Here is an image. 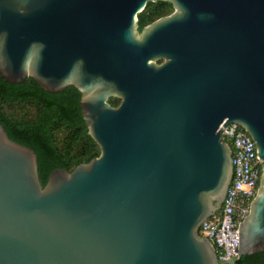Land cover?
Listing matches in <instances>:
<instances>
[{
	"label": "water",
	"instance_id": "water-1",
	"mask_svg": "<svg viewBox=\"0 0 264 264\" xmlns=\"http://www.w3.org/2000/svg\"><path fill=\"white\" fill-rule=\"evenodd\" d=\"M154 2L174 11L139 32ZM0 77L73 86L100 150L42 186L0 124V264H218L197 229L232 179V123L262 161L239 258L264 251V0H0Z\"/></svg>",
	"mask_w": 264,
	"mask_h": 264
},
{
	"label": "trees",
	"instance_id": "trees-1",
	"mask_svg": "<svg viewBox=\"0 0 264 264\" xmlns=\"http://www.w3.org/2000/svg\"><path fill=\"white\" fill-rule=\"evenodd\" d=\"M173 11L168 2L148 3L138 15V31ZM80 99L73 86L49 93L32 78L11 84L0 77V124L10 140L35 153L42 186L54 170L71 172L100 155L82 118ZM119 103L109 99L112 107ZM237 264H264V251L240 257Z\"/></svg>",
	"mask_w": 264,
	"mask_h": 264
},
{
	"label": "built area",
	"instance_id": "built-area-1",
	"mask_svg": "<svg viewBox=\"0 0 264 264\" xmlns=\"http://www.w3.org/2000/svg\"><path fill=\"white\" fill-rule=\"evenodd\" d=\"M231 150L232 179L220 209L197 229V236L212 245L218 264H237L240 226L250 213L262 173L256 143L239 125H226L220 134Z\"/></svg>",
	"mask_w": 264,
	"mask_h": 264
},
{
	"label": "flooded vegetation",
	"instance_id": "flooded-vegetation-1",
	"mask_svg": "<svg viewBox=\"0 0 264 264\" xmlns=\"http://www.w3.org/2000/svg\"><path fill=\"white\" fill-rule=\"evenodd\" d=\"M172 13H173V12H172ZM172 13H171V14H172ZM171 14L166 15V16H163V17H160V18H158L157 20H155L154 22H156V21H158V20H160V19L166 18V17L170 16ZM154 22H152V23H154ZM152 23L148 24L147 26L151 25ZM147 26H146V27H147ZM162 62H163V61H160L159 64H161Z\"/></svg>",
	"mask_w": 264,
	"mask_h": 264
}]
</instances>
